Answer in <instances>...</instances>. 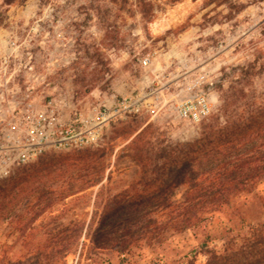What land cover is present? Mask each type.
<instances>
[{"label": "rangeland", "instance_id": "obj_1", "mask_svg": "<svg viewBox=\"0 0 264 264\" xmlns=\"http://www.w3.org/2000/svg\"><path fill=\"white\" fill-rule=\"evenodd\" d=\"M148 52L153 61L150 68L156 72L195 54L214 56L222 64L218 107L187 139L172 137L144 110L112 122L95 145L50 150L15 167L8 176L41 158H65L69 165L64 164L65 175L55 169L41 183L46 185L43 206L30 202L29 191L2 199L0 264H20L24 252L35 259L40 248H52L53 236L60 242L63 225L74 219L88 221L101 185L107 188L104 198L108 199L137 182L141 168L130 145L144 127L151 126L144 137L153 144L192 141L228 101L236 102L230 109L264 102V0H0V69L7 66L20 83L26 79L24 65L31 54L37 72L51 67L55 79L67 76L79 98L97 88L110 92L114 82L125 78L124 71L139 76V59ZM84 155L91 157L90 167L73 160ZM91 178L101 181L88 186ZM182 195L183 189L178 188L174 199ZM233 202L240 208L235 215L215 211L202 227L169 231L162 243L143 244L131 251L106 250L103 263L182 264L206 233L211 236L210 245L221 249L232 220L236 229L242 227L240 216L246 221L264 220V178L255 192L243 193ZM78 260V253H70L56 264H77ZM204 262L199 255L197 263Z\"/></svg>", "mask_w": 264, "mask_h": 264}, {"label": "trees", "instance_id": "obj_2", "mask_svg": "<svg viewBox=\"0 0 264 264\" xmlns=\"http://www.w3.org/2000/svg\"><path fill=\"white\" fill-rule=\"evenodd\" d=\"M234 103L228 101L192 141L153 144L144 137L151 126L144 127L130 145L141 168L139 180L108 199L104 198L107 188L101 185L88 221L74 219L63 225L60 242L53 236L50 250L38 248L35 259L24 252L19 263L56 264L78 253L77 264H104L106 250L131 251L143 244L162 243L169 231L202 227L215 211L237 214L240 208L233 199L255 192L264 178V102L230 109ZM90 158L73 160L87 168L93 163ZM64 164L69 166L65 158H41L0 178V203L29 191L30 202L43 206L46 185L41 183L55 169L65 175ZM100 181L91 178L88 186ZM178 188L183 189L182 199H174ZM239 221L242 227L236 229L232 220L221 249L210 245L211 236L206 233L182 264H198L199 255L205 257L203 264H264V220L252 222L240 216ZM23 239L27 243L25 235Z\"/></svg>", "mask_w": 264, "mask_h": 264}, {"label": "built area", "instance_id": "obj_3", "mask_svg": "<svg viewBox=\"0 0 264 264\" xmlns=\"http://www.w3.org/2000/svg\"><path fill=\"white\" fill-rule=\"evenodd\" d=\"M29 54L26 79L0 69V178L50 150L92 146L115 120L140 110L115 90L99 98L92 90L79 98L70 79H55L49 67L37 72ZM195 54L171 69H151L152 55L139 59L141 80L152 99L145 107L172 137L187 139L220 103L217 82L222 64ZM4 62H7L5 59Z\"/></svg>", "mask_w": 264, "mask_h": 264}, {"label": "crops", "instance_id": "obj_4", "mask_svg": "<svg viewBox=\"0 0 264 264\" xmlns=\"http://www.w3.org/2000/svg\"><path fill=\"white\" fill-rule=\"evenodd\" d=\"M164 70V69H163ZM124 79H120L113 83L114 89L119 94L129 96L132 101H135L137 105L140 106V110L137 112H142L144 110L148 111L145 107L152 99L150 98L147 90L145 88V83L141 80L142 71L140 70L139 76L134 77L128 74L127 70L123 72ZM93 94L99 96V98H107L108 91L101 90L97 88L93 91ZM152 120V116H151Z\"/></svg>", "mask_w": 264, "mask_h": 264}]
</instances>
